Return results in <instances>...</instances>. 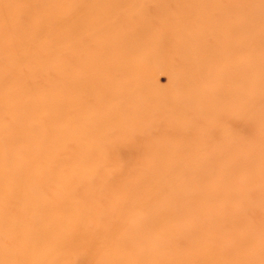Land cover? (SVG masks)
<instances>
[{
  "label": "rangeland",
  "instance_id": "obj_1",
  "mask_svg": "<svg viewBox=\"0 0 264 264\" xmlns=\"http://www.w3.org/2000/svg\"><path fill=\"white\" fill-rule=\"evenodd\" d=\"M0 227V264H264V0H0Z\"/></svg>",
  "mask_w": 264,
  "mask_h": 264
},
{
  "label": "bare ground",
  "instance_id": "obj_2",
  "mask_svg": "<svg viewBox=\"0 0 264 264\" xmlns=\"http://www.w3.org/2000/svg\"><path fill=\"white\" fill-rule=\"evenodd\" d=\"M21 213V212H20ZM21 215V214H20ZM1 228V227H0ZM2 255V254H1Z\"/></svg>",
  "mask_w": 264,
  "mask_h": 264
}]
</instances>
